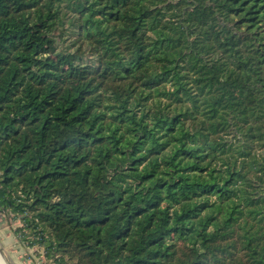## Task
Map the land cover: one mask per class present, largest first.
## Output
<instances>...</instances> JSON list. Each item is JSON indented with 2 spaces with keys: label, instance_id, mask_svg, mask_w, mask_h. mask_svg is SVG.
<instances>
[{
  "label": "trees",
  "instance_id": "1",
  "mask_svg": "<svg viewBox=\"0 0 264 264\" xmlns=\"http://www.w3.org/2000/svg\"><path fill=\"white\" fill-rule=\"evenodd\" d=\"M0 212L49 264H264V0H0Z\"/></svg>",
  "mask_w": 264,
  "mask_h": 264
},
{
  "label": "rangeland",
  "instance_id": "2",
  "mask_svg": "<svg viewBox=\"0 0 264 264\" xmlns=\"http://www.w3.org/2000/svg\"><path fill=\"white\" fill-rule=\"evenodd\" d=\"M19 218L11 213L0 212V250L8 264H49L44 259V249L26 247L24 231ZM27 233V232H26ZM32 239V236H29ZM51 264V263H50Z\"/></svg>",
  "mask_w": 264,
  "mask_h": 264
},
{
  "label": "water",
  "instance_id": "3",
  "mask_svg": "<svg viewBox=\"0 0 264 264\" xmlns=\"http://www.w3.org/2000/svg\"><path fill=\"white\" fill-rule=\"evenodd\" d=\"M0 259H1V261L3 262V264H8V263L6 262V260H5V258H4L3 253L1 252V250H0Z\"/></svg>",
  "mask_w": 264,
  "mask_h": 264
},
{
  "label": "built area",
  "instance_id": "4",
  "mask_svg": "<svg viewBox=\"0 0 264 264\" xmlns=\"http://www.w3.org/2000/svg\"><path fill=\"white\" fill-rule=\"evenodd\" d=\"M19 195H20V192H19ZM26 247H27V248H31V247L29 246V243H28V242H26Z\"/></svg>",
  "mask_w": 264,
  "mask_h": 264
},
{
  "label": "bare ground",
  "instance_id": "5",
  "mask_svg": "<svg viewBox=\"0 0 264 264\" xmlns=\"http://www.w3.org/2000/svg\"><path fill=\"white\" fill-rule=\"evenodd\" d=\"M0 264H3V262L1 261V259H0Z\"/></svg>",
  "mask_w": 264,
  "mask_h": 264
}]
</instances>
